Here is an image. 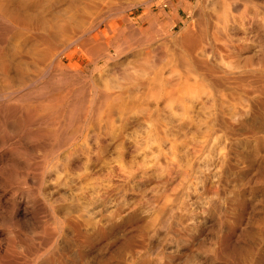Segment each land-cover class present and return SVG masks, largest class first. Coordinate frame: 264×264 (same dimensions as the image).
<instances>
[{"label": "bare ground", "instance_id": "bare-ground-1", "mask_svg": "<svg viewBox=\"0 0 264 264\" xmlns=\"http://www.w3.org/2000/svg\"><path fill=\"white\" fill-rule=\"evenodd\" d=\"M54 1L0 0V150H14L17 160L28 156L31 147L50 149L59 157V153H64L66 160L74 155H85L88 159L85 150L89 142L99 137H114L124 128L127 122L123 121H127L133 109H141L134 114H143L145 123L151 125L158 116L157 108L152 112L143 107H157L167 101L187 108L184 104L187 98L201 95L208 98L203 104H209L212 120L230 135V128L222 121L220 106L226 98L237 95L243 110L237 121L244 123L242 117L253 111L258 124L248 127L251 137H221L225 146L215 162V167L218 166L215 179L210 187L204 185L205 192L219 195L223 183L230 184L227 213L216 219L215 231L203 233L198 225L191 235L196 222L188 208L190 199L180 196L173 202L164 232L154 230V235L162 240L170 238L176 245L195 244L190 254H179L188 264L193 263V254L203 257L206 264H264V154L261 155L260 143L254 137L264 133V0H197L199 8L193 11L185 0L136 1L148 14L147 20H152V7L157 5L156 14L165 20V25L170 24V43L163 46L157 59H162L166 51L171 52L186 69V78L177 80L182 85H187L189 80L196 85L192 89H180L179 82L171 84L153 78L147 87H140L145 88L140 96H135L139 86L120 87L118 93L98 87L105 83L103 76L90 80L94 95L87 93L85 79L71 73L70 64L71 46L76 42L86 43L81 38L70 41L68 2L62 0L56 9ZM126 8L124 3L119 4L121 23L113 30L114 48L119 55L124 54L129 40L133 44L146 42L139 36L151 31L153 24L132 28ZM178 24L182 25L181 30L172 35ZM96 36L87 42L88 51L93 55L109 52L110 44L99 43ZM137 60L135 63L143 69L149 68L150 63L154 65L151 57L140 58V63ZM123 72L129 74L126 68ZM130 100L132 105L127 109ZM117 119L121 123L117 124ZM231 156L245 167L236 168L235 163L231 164ZM208 173L204 178L210 177ZM133 184V175H128L124 185L116 189L112 206L125 202L124 197L133 190ZM245 188L249 192L241 198ZM63 216L72 233L56 235L43 254L39 249L26 248L19 264H87L81 249L91 235L79 232L68 208L63 210ZM123 218L115 211L108 228ZM97 223L94 232L101 238L106 229ZM138 239L130 238L118 247L116 264H127L128 257L135 253L138 256L130 264H176L177 258L171 251L158 254L153 250L145 233Z\"/></svg>", "mask_w": 264, "mask_h": 264}, {"label": "rangeland", "instance_id": "rangeland-1", "mask_svg": "<svg viewBox=\"0 0 264 264\" xmlns=\"http://www.w3.org/2000/svg\"><path fill=\"white\" fill-rule=\"evenodd\" d=\"M61 1H54L56 9L61 6ZM136 1L140 0H67L71 15L70 41L81 38L86 43L76 42L71 46V73H78L85 79L86 91L91 95L94 91L90 80L99 76H103L105 83L98 87H105L112 93H118L120 87L139 86L135 96L144 94L145 88L140 87H147L153 78L157 81L164 79L171 84L179 82L180 89L195 88L190 80L187 85L177 80L186 78V69L171 52L166 51L162 59H157L162 55L159 51L163 46L170 43V24L165 25V20L156 14L157 5L152 7V20H147L148 14ZM185 1L191 5V11L199 8L197 0ZM120 3L127 6L125 14L133 23L132 28L140 29L153 23L151 31L139 36L146 42L133 44L129 40L122 55L115 51L113 31L121 23L117 11ZM181 27L178 24L172 35L177 34ZM94 36L98 37L99 43L108 42L110 51L91 54L87 42ZM155 50L157 53L154 55ZM142 57H151L154 65L150 63L149 68L143 69L135 63ZM125 68L129 72L127 75L123 72ZM207 99L205 95L187 98L184 101L189 106L187 108L167 101L157 107H143L152 112L157 108L158 116L151 125L145 123L143 114H134L141 109H133L132 114L127 115V121H123L127 122L124 128L114 137H99L89 142L85 150L89 154L88 159L85 155H74L66 160L64 153H59V157L50 149L30 146L29 155L17 160L14 150H0V264H19L26 248L39 249L43 254L54 243L56 235L72 233L64 222L65 208L71 211L79 232L91 235L90 241L81 249H84L87 264H116L114 257L118 247L130 238L139 241L142 233L147 235L150 247L158 254L171 251L177 258L176 264H188L179 254H190L195 244L176 245L170 238L158 239L154 230L164 232L170 222L173 202L181 196L190 199L188 208L193 211L196 222L191 227V235L198 225L202 226L203 233L215 231L216 219L228 211L230 184L223 183L219 195L205 192L204 185L210 187L215 179L214 172L218 167H215V162L225 146L221 137H251L248 127L259 121L252 111L242 117L244 123L238 122L243 110L239 97L232 95L220 106L222 121L232 133H227V136L223 128L212 120L209 104H203ZM130 102L126 104L127 109L131 108ZM116 122L121 123L118 119ZM254 137H257L263 155L264 133ZM233 158L231 156L230 161L236 164V168L245 167ZM208 171L210 177L204 178ZM250 174L251 170H248L247 176ZM128 175L134 177L133 190L126 194L124 203L112 206L116 189L124 185ZM258 190L257 186L254 190L256 196ZM248 192L247 188L243 189L241 198ZM115 211H119L125 220L112 222L114 227L108 228ZM98 221L106 229L101 238L94 232ZM137 256V253L129 256L127 264ZM191 259L192 264L207 263L197 254H193Z\"/></svg>", "mask_w": 264, "mask_h": 264}]
</instances>
